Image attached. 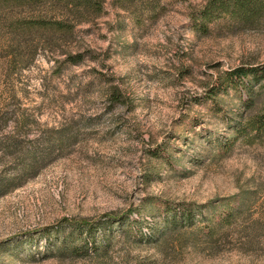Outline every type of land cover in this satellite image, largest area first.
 <instances>
[{
	"label": "rangeland",
	"instance_id": "1",
	"mask_svg": "<svg viewBox=\"0 0 264 264\" xmlns=\"http://www.w3.org/2000/svg\"><path fill=\"white\" fill-rule=\"evenodd\" d=\"M206 1L106 0L74 36L52 40L18 33L24 12H0V136L24 144L0 152V178L39 149L36 173L0 194V264H264V135L238 131L258 109L217 87L227 71L264 65V24L203 30L193 19ZM77 50L83 61L66 63ZM175 207L196 211L191 225L166 229ZM108 215L121 220L88 256L42 233Z\"/></svg>",
	"mask_w": 264,
	"mask_h": 264
},
{
	"label": "trees",
	"instance_id": "2",
	"mask_svg": "<svg viewBox=\"0 0 264 264\" xmlns=\"http://www.w3.org/2000/svg\"><path fill=\"white\" fill-rule=\"evenodd\" d=\"M125 4H131L135 0H118ZM146 5H155L159 0H139ZM106 0H0V12L17 9L25 13V17H16L11 24L18 33L47 35L50 40L53 36L59 35L61 38L74 36L75 28L93 20L96 15H100L104 9ZM22 10V11H21ZM193 19L195 25L206 30L207 24L215 23L224 19L243 29L250 30L258 28L264 24V0H207L206 3L196 12ZM96 18V17H95ZM83 61L80 51H70L67 53L66 63L78 65ZM217 87L222 91H235L242 98L241 103L247 108L258 109V112L243 116V124L238 129L241 136L256 139L264 135V65L255 67H237L224 73L219 80ZM220 93V92H219ZM114 102L120 101L121 94L118 90L111 93ZM22 137L16 132L0 136V152L3 154L23 153L24 144ZM39 150V149H37ZM31 153L30 163L21 166V170L13 177L0 178V194L9 189L18 187L14 184L23 174L36 173V151ZM42 151V150H40ZM1 153V154H2ZM47 154V148H45ZM14 184V187H12ZM11 187V188H10ZM155 203L148 206L153 207ZM163 208L158 206L156 211ZM167 220L163 224L166 229L191 225L196 211L193 209L175 207L166 210ZM230 214L219 218V224H228L227 219ZM109 220L102 223L97 220H73L64 219L57 224L45 228L42 233L48 238L56 239V250L73 256H88L90 251L96 246V233L105 225L116 224L121 219L113 215H108ZM114 221V222H113ZM223 225V224H222ZM42 234V235H43Z\"/></svg>",
	"mask_w": 264,
	"mask_h": 264
}]
</instances>
